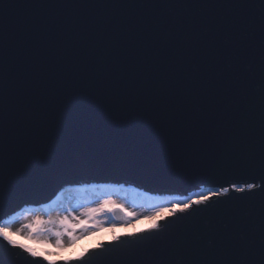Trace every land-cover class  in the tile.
Segmentation results:
<instances>
[{
	"label": "snow or ice",
	"instance_id": "snow-or-ice-1",
	"mask_svg": "<svg viewBox=\"0 0 264 264\" xmlns=\"http://www.w3.org/2000/svg\"><path fill=\"white\" fill-rule=\"evenodd\" d=\"M97 169L248 179L161 201L148 219L165 204L171 219L113 233L80 264H264V0H0V204ZM122 190L53 204L115 216ZM72 192L92 195L73 206ZM14 220L0 223V264H53Z\"/></svg>",
	"mask_w": 264,
	"mask_h": 264
},
{
	"label": "rangeland",
	"instance_id": "rangeland-1",
	"mask_svg": "<svg viewBox=\"0 0 264 264\" xmlns=\"http://www.w3.org/2000/svg\"><path fill=\"white\" fill-rule=\"evenodd\" d=\"M75 187V186H74ZM219 188V187H217ZM202 191L207 192L209 190H215L214 187H202ZM115 200V199H113ZM119 206L124 208L126 213V220L115 228L111 225L114 223L113 216L107 215L102 218H87L83 215L85 212L84 207H79L76 212H72L70 215L63 212H50L44 214L41 210H29L26 215H21L22 218L19 219L14 224H11L13 231L19 230L21 232L20 236L15 237L22 243H26L30 247H34L38 251L50 253L49 259L52 262L57 261H69L77 258L82 251L91 250V248L105 241H110L112 234L122 235V234H133L148 228H151L152 224L157 220H163L168 215V208H164L160 216H156L153 219H148L151 211L149 208H135L132 207L128 200L119 198L116 200ZM73 204V203H72ZM43 205V204H39ZM82 205H87L86 203ZM26 207L21 208L22 210L28 209ZM73 206H76L73 204ZM37 207H39L37 205ZM36 207V208H37ZM111 212H113L117 206H109ZM25 211V210H24ZM20 213H23V211ZM68 215L67 232L60 238V242L64 245L62 248L56 247L57 238L53 235L56 231H64V227L59 224V219ZM19 216V217H21ZM37 217L41 221H56L55 224H36L35 230H30L25 227L26 224L35 223ZM75 217V219H73ZM163 217V219H162ZM7 220V219H6ZM4 222V221H3ZM2 222V223H3ZM115 224V223H114ZM44 229V231H41ZM84 229L88 231L85 232ZM50 230V231H49ZM30 232L35 235V239H27ZM38 233V234H37ZM73 237H77V241L74 245L70 243Z\"/></svg>",
	"mask_w": 264,
	"mask_h": 264
},
{
	"label": "water",
	"instance_id": "water-1",
	"mask_svg": "<svg viewBox=\"0 0 264 264\" xmlns=\"http://www.w3.org/2000/svg\"><path fill=\"white\" fill-rule=\"evenodd\" d=\"M247 179L248 177L246 175L239 173H229L216 177L201 173L191 179H165L162 176L143 175L135 171L116 172L110 170L101 171L97 169L86 174L55 180L47 185L40 193L32 196H25L7 206L0 204V223L8 219L12 214H17L18 211L22 210L21 208L28 205H46L54 200L61 191L71 186L90 185L92 183L104 185H129L133 186L132 188L135 187L142 189L154 197H169L171 196L170 193H175L176 196L179 197H190L196 192L202 190V187L217 188L221 185L230 186L232 182L242 183ZM65 180H70L71 182H65ZM233 195H235V193H233ZM13 209L15 210L13 211ZM113 212L119 213L118 215L113 216V219L116 222L122 223L125 221L124 211L120 212L119 208H116ZM168 219H171V217L167 216L163 220H160V222L164 223ZM149 229L151 228L142 231H147ZM142 231L133 234H139ZM123 235L127 234H122L121 236ZM110 241H105L103 243H109ZM64 261L53 262V264H63ZM69 261H73L75 264H80L76 258Z\"/></svg>",
	"mask_w": 264,
	"mask_h": 264
},
{
	"label": "trees",
	"instance_id": "trees-1",
	"mask_svg": "<svg viewBox=\"0 0 264 264\" xmlns=\"http://www.w3.org/2000/svg\"><path fill=\"white\" fill-rule=\"evenodd\" d=\"M88 186H72V187H67L65 189H77V188H87ZM98 187V186H97ZM104 187V186H102ZM111 188H115V189H123V188H120V187H111ZM64 189V190H65ZM63 190V191H64ZM62 192V191H61ZM205 192H199L197 195L199 194H203ZM60 194V193H59ZM58 194V196H59ZM110 195H112V198L117 200L119 198H122V199H126L128 200L129 204L132 206V207H135V208H140V207H143V208H149L150 210H155V207L159 206L160 202L161 201H165V200H172V199H175V198H171V197H166V198H154L148 194H144V193H140V192H135V191H132V190H126V189H123L122 191L120 192H113V193H109ZM68 195L72 196L73 197V200H72V203L74 205H79V204H88V199L89 197L92 195L91 193H83V194H77L75 192H72V193H68ZM141 196H146V197H150L152 198L151 201H146L143 197ZM133 199H135V203L133 204ZM185 198H180V200H183ZM56 198L54 200H52L51 202L47 203L46 205H39V207L37 206H29L28 207V211H26V209H24L25 211L23 210H20L21 212L23 211V213H20V211L17 212V214H12L8 219H10L11 217H15V220L13 221L12 224H14L15 222H17L19 219L22 218L21 215H26L29 210H41L44 214H46L47 212H50L53 209V212H58L59 210L57 209L56 205L53 204V201H55ZM37 207V208H36ZM164 208H167V205L165 204L163 206ZM21 216V217H19ZM7 219V220H8ZM115 225L116 227L117 226H120L121 223H117L115 222Z\"/></svg>",
	"mask_w": 264,
	"mask_h": 264
},
{
	"label": "bare ground",
	"instance_id": "bare-ground-1",
	"mask_svg": "<svg viewBox=\"0 0 264 264\" xmlns=\"http://www.w3.org/2000/svg\"><path fill=\"white\" fill-rule=\"evenodd\" d=\"M83 186H88V187H91V186H98V187H102V186H104V187H120V188H123V189H126V190H132V191H135V192H140V193H144V194H148V195H150L149 193H147V192H145V191H143L142 189H139V188H132L133 186H129V185H104V184H94V183H92V184H90V185H83ZM127 186V187H126ZM72 187V186H71ZM171 194V196H169V197H174V196H176V194L175 193H170ZM150 196H152V195H150ZM152 197H154V196H152ZM154 198H164V197H154Z\"/></svg>",
	"mask_w": 264,
	"mask_h": 264
}]
</instances>
